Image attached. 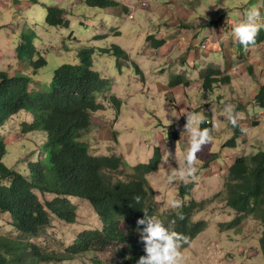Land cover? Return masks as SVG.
Masks as SVG:
<instances>
[{"label":"rangeland","instance_id":"obj_1","mask_svg":"<svg viewBox=\"0 0 264 264\" xmlns=\"http://www.w3.org/2000/svg\"><path fill=\"white\" fill-rule=\"evenodd\" d=\"M127 6L122 8L91 7L87 0H0V72L12 76H30L31 90L48 94L52 91L54 75L64 65L77 66L78 52L84 47L95 49L94 69L109 79V89L99 101L105 109L93 114L92 127L83 136L90 153L97 157L119 156L123 160L120 172L111 174L115 180H131L130 176L139 164L148 163L159 147L163 159L167 150L172 153L168 164L158 171L146 174L152 188L154 219L169 209L168 199L181 201L182 207L192 201L199 203L193 220L207 221V227L181 251L186 264H264L260 247L263 233L261 221L253 215L245 216L240 223L227 225L236 216V211L227 204L224 187L228 167L237 158L252 156L264 150V108L255 97L264 83V43L252 45L248 51L241 45H223L219 60L212 61V68L224 70L231 83L215 84L213 89L203 87L205 72L192 68L189 53L195 50L197 58L207 60L214 50L213 36L229 34L234 25L245 19V12L256 7L264 30V0H116ZM58 6L67 10L70 27H52L46 24L47 7ZM186 10L184 11L183 10ZM186 8V9H185ZM190 10V11H189ZM211 21L219 25L204 28ZM199 29V30H198ZM212 29V39L209 37ZM35 31L34 46L47 61V66L34 76L28 64L17 59V48L23 36ZM181 33L186 36H181ZM165 39L162 49H154L150 37ZM185 40V41H184ZM187 42L188 47L181 46ZM117 45L130 56L120 60L117 56L103 53L102 49ZM239 47V46H238ZM235 52L233 60L232 52ZM238 51V52H237ZM230 56V57H229ZM37 60V59H36ZM225 62L224 68L220 65ZM199 65V63H197ZM137 65L142 74L137 72ZM209 66L205 63V68ZM235 67V75L231 74ZM204 69V65L202 67ZM199 70V71H198ZM231 75H230V74ZM180 77L188 85L173 86ZM244 78V80H243ZM111 96L121 101L120 111L110 102ZM214 96V100H209ZM225 104L235 106L240 114L239 124L245 129L237 146L225 147L235 135V128L221 114ZM187 112L203 115L211 113L213 141L197 154V180L188 194H181L177 180L169 183V164L177 167L175 150L182 153L188 147V134L184 131ZM28 117L21 114L13 118L1 135L8 146L4 163L14 168L33 145L44 141L41 134L26 135L22 124ZM172 124L169 125V121ZM257 124V125H256ZM176 131L179 139H170L169 132ZM217 154V157H213ZM162 159V160H163ZM162 163V162H161ZM20 166V165H19ZM43 203L54 199L37 191ZM157 196L160 202H157ZM77 206V220L70 223L52 216L51 226L32 241L48 252L64 253L77 236L85 230L103 228L102 219L88 200L69 198ZM10 213L0 215V235L17 237ZM132 227L140 236L135 224ZM98 258L105 264H119L117 248L106 252L92 251L64 263L46 264H92Z\"/></svg>","mask_w":264,"mask_h":264},{"label":"trees","instance_id":"obj_2","mask_svg":"<svg viewBox=\"0 0 264 264\" xmlns=\"http://www.w3.org/2000/svg\"><path fill=\"white\" fill-rule=\"evenodd\" d=\"M39 2V0H34ZM91 7L128 8L116 0H87ZM67 10L58 6H48L46 24L52 27H70ZM219 25L211 21L204 28ZM37 39L35 31L23 36L17 48V59L28 64L33 75L47 66V61L34 46ZM152 47L161 49L165 40L150 37ZM264 43V30L260 29L254 46ZM103 53L117 56L120 60L130 59L129 54L120 46L112 45L102 49ZM95 49L84 47L79 50L77 66L64 65L57 69L48 94L31 90L32 78L27 75L14 76L0 72V215L10 213L17 232L12 238L0 235V264H46L64 263L92 251L106 252L117 248L119 264H136L144 255V245L136 236L130 224L143 218L144 212L154 215L152 188L146 174L158 171L163 159L159 147L148 163L135 167L131 180H115L111 174L121 171L123 160L119 156L97 157L90 153L89 145L83 136L91 129L93 114L105 109L100 103L109 89V79L94 69ZM37 59V60H36ZM137 72L142 74L135 65ZM231 83V77L224 76L222 70H207L203 87L213 89L218 83ZM173 86L188 82L177 77ZM264 108V84L255 97ZM110 102L120 111L121 101L111 96ZM25 114L28 117L22 124L26 135L41 134L44 141L32 144V151L20 161V166L9 168L4 159L8 146L1 135L2 130L15 117ZM206 123L201 128L213 131L211 113L205 116ZM257 125V124H256ZM235 135L225 143V147L237 146V140L245 131L239 123ZM211 131V132H212ZM170 139L178 140V132H169ZM213 157H217L215 154ZM194 182L180 185L181 194L192 191ZM226 202L237 213L227 225L238 224L245 216L253 215L263 225L260 247L264 256V150L252 156L237 158L228 167L224 182ZM37 191L44 195H54V199L42 202ZM76 197L88 200L102 219V230H85L64 253L48 252L32 241L45 232L52 224V216L70 223L77 220V206L69 199ZM139 197V203L136 202ZM199 208L197 201L179 209H169L161 216V222L168 226L175 221L172 229L187 238L188 246L206 227L207 221L193 220V213ZM183 217L182 219L180 217ZM239 225V224H238ZM143 228V225H139ZM92 264H105L94 258Z\"/></svg>","mask_w":264,"mask_h":264},{"label":"clouds","instance_id":"obj_3","mask_svg":"<svg viewBox=\"0 0 264 264\" xmlns=\"http://www.w3.org/2000/svg\"><path fill=\"white\" fill-rule=\"evenodd\" d=\"M259 21V9L251 7L245 12V19L234 25L229 35L247 49L249 45L255 43V38L262 27ZM214 99V96H209V100ZM221 114L233 127L238 126L240 114L236 112L234 105L225 104ZM184 116L186 117V123L183 132L188 134V147L182 153L175 150L174 158L177 167H172L169 164L170 171L166 177L169 183H174L177 180L184 184L196 181L198 178L197 154L213 141L212 130L207 127H200L202 123L207 122L203 115L196 112H187ZM171 124L172 120L169 121V125ZM215 126L213 125V127ZM241 131L243 132L245 129H241ZM167 152V157L162 160L161 166L168 164L169 157L172 155L168 150ZM135 199L139 203L140 198L136 197ZM157 202H160L159 196H157ZM166 205L171 209L182 207L181 201L177 199H168ZM174 223L175 221H171L168 226H165L160 220L154 219L144 212L143 218L137 220V225L144 226L139 229V232L145 254L139 257L136 264H186V258L181 249L184 244L188 243V240L172 229Z\"/></svg>","mask_w":264,"mask_h":264},{"label":"crops","instance_id":"obj_4","mask_svg":"<svg viewBox=\"0 0 264 264\" xmlns=\"http://www.w3.org/2000/svg\"><path fill=\"white\" fill-rule=\"evenodd\" d=\"M252 1V0H251ZM186 9V8H185ZM183 10H184V8H183ZM184 11H186V10H184ZM190 11V10H189ZM199 30V29H198ZM210 34H209V37L212 39V29H210ZM181 36H186V34H183V33H181ZM227 37V38H226ZM161 40H165V39H161ZM185 41V40H184ZM213 42L214 43H217V44H219V45H215V47L213 46V48H214V50L212 51V54L209 56V62H207V60H202V59H200V58H197V56H196V52H195V50H192V51H190V53H189V59H190V61H191V64H192V68L194 69V70H197V69H199L201 72H207V70L208 69H210V68H212L213 66H212V61H216V60H219V58H217V55L218 54H220L221 55V51H219L220 50V48H221V46H223V45H226V46H230V47H236L237 46V50H239V48H240V46H241V44H239L237 41H235L233 38H230L228 35H226V34H220L218 37L216 36V37H214L213 36ZM169 44V42H167V44H165V45H168ZM181 44V46L183 45V47H185V48H187L189 45H188V43L187 42H181L180 43ZM164 45V46H165ZM239 46V47H238ZM252 45H249V47L246 49V50H248V51H252ZM163 47H161V49H162ZM244 48V47H243ZM232 52V51H231ZM238 52V51H237ZM234 54H235V52H232V54H231V57L230 58H235L234 57ZM232 58V60H233V66H234V64H235V59H233ZM197 63H199V65L197 64ZM205 63H208L209 64V66H207L206 68H205ZM224 64H225V62H221L220 61V65L221 66H223V68H224ZM202 65H204V69L203 68H201L202 67ZM198 70V71H199ZM224 71V70H223ZM231 74H233V75H235V67H233V69H232V72H230ZM229 73V74H230ZM230 74V75H231ZM236 76V75H235ZM243 80H244V78H243ZM264 84V83H263ZM214 119V118H213ZM213 119H212V121H213Z\"/></svg>","mask_w":264,"mask_h":264}]
</instances>
